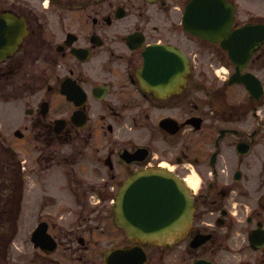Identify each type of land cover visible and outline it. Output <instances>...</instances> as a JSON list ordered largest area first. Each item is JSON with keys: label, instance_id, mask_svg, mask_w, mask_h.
I'll use <instances>...</instances> for the list:
<instances>
[{"label": "flooded vegetation", "instance_id": "af4514ba", "mask_svg": "<svg viewBox=\"0 0 264 264\" xmlns=\"http://www.w3.org/2000/svg\"><path fill=\"white\" fill-rule=\"evenodd\" d=\"M191 1L0 0V103L23 104L0 118L1 263L23 220L13 264L135 246L113 202L160 167L194 209L169 247L140 244L147 264H264V0H224L216 41L184 26Z\"/></svg>", "mask_w": 264, "mask_h": 264}, {"label": "water", "instance_id": "95a60500", "mask_svg": "<svg viewBox=\"0 0 264 264\" xmlns=\"http://www.w3.org/2000/svg\"><path fill=\"white\" fill-rule=\"evenodd\" d=\"M200 2L203 0H192L187 6L184 25L195 35L215 41L216 38L207 31L228 30L231 24L197 22H230L232 8L223 0H212V4L206 7ZM209 13L211 17L204 16ZM219 13H223L222 18ZM113 209L117 225L125 230L129 239L163 245L184 233L191 220L192 202L184 183L172 172L147 169L133 174L123 183ZM114 257L126 264H145L146 261L145 254L138 247L113 251L105 260L110 263Z\"/></svg>", "mask_w": 264, "mask_h": 264}, {"label": "rangeland", "instance_id": "374dc122", "mask_svg": "<svg viewBox=\"0 0 264 264\" xmlns=\"http://www.w3.org/2000/svg\"><path fill=\"white\" fill-rule=\"evenodd\" d=\"M262 13L264 12V10L261 11ZM15 102V101H14ZM20 105V103H18ZM7 105H11V103H4L1 104L0 103V118H9V119H13V117L15 118H19L23 115V107H22V102L21 105L13 108H10L8 110L5 111L4 107H7ZM16 103L12 104V106H15ZM3 112V114H2ZM26 209V208H25ZM22 225L20 227V231L14 236L12 237V240L9 242V251H11V257L8 256V260L4 261L2 260L1 263V258H0V264H13L12 261V255L14 253H23V254H30V242H29V234L27 231V224L28 221L23 220L21 221ZM103 245V244H102ZM101 245V246H102ZM148 251L151 253L152 250L148 249ZM10 255V254H9ZM102 253H98V255L95 257V259L97 260V262H101L102 261ZM167 264V263H166Z\"/></svg>", "mask_w": 264, "mask_h": 264}, {"label": "bare ground", "instance_id": "6f19581e", "mask_svg": "<svg viewBox=\"0 0 264 264\" xmlns=\"http://www.w3.org/2000/svg\"><path fill=\"white\" fill-rule=\"evenodd\" d=\"M188 183H189V185H191V186H193V187L195 186L194 183H193V181L190 180V179L188 180Z\"/></svg>", "mask_w": 264, "mask_h": 264}]
</instances>
